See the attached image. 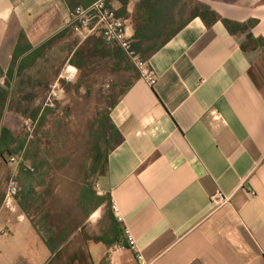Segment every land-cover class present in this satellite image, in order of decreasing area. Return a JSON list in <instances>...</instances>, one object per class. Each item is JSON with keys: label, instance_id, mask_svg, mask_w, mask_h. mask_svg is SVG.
I'll list each match as a JSON object with an SVG mask.
<instances>
[{"label": "crops", "instance_id": "obj_1", "mask_svg": "<svg viewBox=\"0 0 264 264\" xmlns=\"http://www.w3.org/2000/svg\"><path fill=\"white\" fill-rule=\"evenodd\" d=\"M98 1L0 0V138L5 127L24 140L31 119L47 143L34 159L22 153L20 167L6 155L19 194L7 201L0 178V264H264V0H199L220 21L192 19L152 55L155 86L136 69L114 72L119 48L98 46L99 34L66 27L75 8ZM105 1L124 12L132 38L144 0ZM115 74L131 84L109 109L123 141L104 174L97 157L73 170L49 150L63 141L56 116ZM55 90L63 99L48 106Z\"/></svg>", "mask_w": 264, "mask_h": 264}, {"label": "trees", "instance_id": "obj_2", "mask_svg": "<svg viewBox=\"0 0 264 264\" xmlns=\"http://www.w3.org/2000/svg\"><path fill=\"white\" fill-rule=\"evenodd\" d=\"M141 10L144 13H139L140 15H136L133 19L135 32L132 37V46L144 62L148 61L152 55L173 39L192 19L200 18L208 27L220 21L218 14L209 5L199 0H144ZM118 15L124 17V12L118 13ZM225 24L228 27L233 25L229 22H225ZM254 25L255 22H251L248 27L252 28ZM238 27L241 30L242 27ZM95 36H100L97 39L99 46L104 39L101 34ZM113 57L117 60L113 67L114 72L123 71L126 74L133 73V70L136 69L120 48L114 50ZM73 65L79 66L75 60H73ZM130 87L131 84L122 89L120 95L109 106L110 110L119 103L120 96L124 95ZM109 115L110 112L108 111L105 120L101 123L100 131L93 135L97 142L96 171L103 174L107 169L108 150L115 149L123 141L121 134L112 125ZM2 119L3 115L0 114V128ZM41 125L42 121L41 124L39 123L37 132L40 131ZM37 132L31 140L29 135H26L24 140L18 141L14 139V134L10 130L3 127L0 138V158L2 161L6 162V155L18 156L22 153L27 154V159H34L35 151H40V141H35ZM36 144L39 148L34 150ZM37 168L39 167L37 166Z\"/></svg>", "mask_w": 264, "mask_h": 264}, {"label": "rangeland", "instance_id": "obj_3", "mask_svg": "<svg viewBox=\"0 0 264 264\" xmlns=\"http://www.w3.org/2000/svg\"><path fill=\"white\" fill-rule=\"evenodd\" d=\"M115 78L107 76V80L103 79L97 83L92 95L87 94L85 97L71 95L68 100V104L64 105L62 112H58L57 117H60L61 129L53 126L52 134L61 135L63 138L60 145H55L49 149L51 153H59L62 161H68L69 167L73 170L82 168L83 162L88 166L92 160L86 161V157H92L95 159L97 153L92 146L94 142V134L100 131L101 123L105 120L106 115L109 111V106L120 95L122 89L125 87L122 81V74H115ZM76 80L66 81L67 84H73ZM85 88H89L88 82H83ZM93 86V82H92ZM93 88V87H92ZM63 97L59 100H62ZM87 103L91 106V113H85L84 107L79 106L76 103ZM51 126V125H50ZM51 128V127H50ZM22 129L29 135L30 139L36 134L37 130L35 128H30L24 121ZM45 137V136H43ZM43 137H36L35 140L41 142L40 148L42 151H47V143L43 144ZM66 139V142L64 141ZM37 142V141H36ZM94 145V144H93ZM49 148V147H48ZM88 155V156H87ZM60 159V161H61ZM60 163V162H59ZM68 167V168H69ZM92 174V173H91ZM12 177V168L10 165L3 162L0 166V178L2 180L1 186L8 187L10 179ZM92 185L95 184V180L92 179Z\"/></svg>", "mask_w": 264, "mask_h": 264}, {"label": "built area", "instance_id": "obj_4", "mask_svg": "<svg viewBox=\"0 0 264 264\" xmlns=\"http://www.w3.org/2000/svg\"><path fill=\"white\" fill-rule=\"evenodd\" d=\"M66 27L72 28L73 31L82 37L87 39L92 35L101 34L106 44L110 46L119 47L135 66L140 74V77L144 79L149 85L155 86L157 83V75L150 68L148 62L141 60L140 56L135 52L132 46V38L129 35V28L127 21L119 16L117 12L108 6L105 0H100L89 7L79 6L70 14L66 21ZM73 72H70L72 74ZM73 79L70 75L68 80ZM72 81V80H71ZM61 98V91L55 90L47 99V105L53 106L56 101ZM26 124L30 128H35L37 122L29 119ZM25 162L24 155L11 157L9 164L14 167H20ZM95 189L99 190L100 186L97 182L93 185ZM19 194V182L16 176L10 179L6 200L10 201ZM218 204H226L227 198H224L219 194L216 198ZM114 211H117L115 205H113ZM125 237L127 239L128 246L135 250V243L128 230L125 231ZM126 249L125 245H118L111 248L110 253L113 254L116 251ZM140 264H148L143 261L142 257L139 258Z\"/></svg>", "mask_w": 264, "mask_h": 264}]
</instances>
